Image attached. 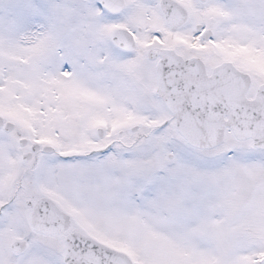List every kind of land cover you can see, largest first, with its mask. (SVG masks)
<instances>
[{
    "label": "snow or ice",
    "instance_id": "6c2138e0",
    "mask_svg": "<svg viewBox=\"0 0 264 264\" xmlns=\"http://www.w3.org/2000/svg\"><path fill=\"white\" fill-rule=\"evenodd\" d=\"M0 264H264V0H0Z\"/></svg>",
    "mask_w": 264,
    "mask_h": 264
}]
</instances>
